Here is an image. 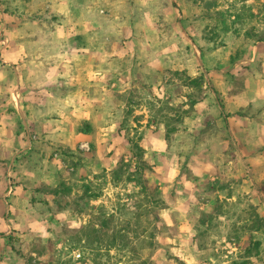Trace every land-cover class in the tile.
<instances>
[{
  "label": "rangeland",
  "instance_id": "1",
  "mask_svg": "<svg viewBox=\"0 0 264 264\" xmlns=\"http://www.w3.org/2000/svg\"><path fill=\"white\" fill-rule=\"evenodd\" d=\"M261 38L264 0H0V264H264V178L224 160L210 83L259 114Z\"/></svg>",
  "mask_w": 264,
  "mask_h": 264
},
{
  "label": "crops",
  "instance_id": "2",
  "mask_svg": "<svg viewBox=\"0 0 264 264\" xmlns=\"http://www.w3.org/2000/svg\"><path fill=\"white\" fill-rule=\"evenodd\" d=\"M7 46L8 45H4L0 49V53L4 57L2 61L13 62L14 58L9 55L13 50L11 48L8 49ZM15 49L18 52V57H21V46L15 45ZM90 70L93 71L92 69ZM91 73L94 74V72ZM210 83L220 96L222 104L218 105L219 107H217V105H211V113L223 118L225 124L229 128V132L234 135V137H231L232 139L222 141L224 148L229 147L233 149V153L229 155L230 157L227 159L224 158V160H226L227 163L235 162V172H237L238 176H242L241 169L245 166L253 178H264V109L259 114L250 112L245 115H237L236 111L256 100V96H253V98L250 97L246 90L239 91L238 93H229L228 83L225 82L222 74L213 73L212 78H210ZM263 88L264 86L261 85V92ZM84 91L83 89H79L77 92H74V94L70 96V99L65 100L66 103L70 101V105H72L75 110L87 107V105L91 106L93 100H91V97L94 96V93L90 91L86 94L84 99H82L81 93ZM18 93L19 92H16V94L14 92L12 93L13 108L21 112V108H18L20 104L17 103L16 99ZM257 93L258 90L254 92V94ZM259 97L261 96L259 95ZM25 117L27 118V116ZM66 117L69 119L68 115H66ZM30 126V122L25 119L24 127L28 128ZM80 135L81 134H78V136Z\"/></svg>",
  "mask_w": 264,
  "mask_h": 264
},
{
  "label": "trees",
  "instance_id": "3",
  "mask_svg": "<svg viewBox=\"0 0 264 264\" xmlns=\"http://www.w3.org/2000/svg\"><path fill=\"white\" fill-rule=\"evenodd\" d=\"M261 40H264V38H261ZM76 131L79 133H90L92 131L90 122L88 120H81L76 127Z\"/></svg>",
  "mask_w": 264,
  "mask_h": 264
},
{
  "label": "built area",
  "instance_id": "4",
  "mask_svg": "<svg viewBox=\"0 0 264 264\" xmlns=\"http://www.w3.org/2000/svg\"><path fill=\"white\" fill-rule=\"evenodd\" d=\"M80 146H81V148H83V149H88V143H87V142H82V143L80 144ZM75 255H76V257H78V256H80V253H79V252H76Z\"/></svg>",
  "mask_w": 264,
  "mask_h": 264
}]
</instances>
